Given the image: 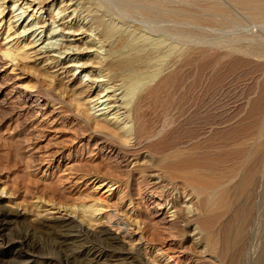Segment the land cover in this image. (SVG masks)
I'll use <instances>...</instances> for the list:
<instances>
[{
    "label": "bare ground",
    "instance_id": "obj_1",
    "mask_svg": "<svg viewBox=\"0 0 264 264\" xmlns=\"http://www.w3.org/2000/svg\"><path fill=\"white\" fill-rule=\"evenodd\" d=\"M236 15L264 26V0H0V72L31 75L30 65L43 73L40 89L4 104L26 114L42 99L41 115L58 105L59 119L71 115L108 154L95 164L94 148L90 163L65 156L62 143L50 153L57 164L83 166L61 173L85 182L88 202L47 201L46 187V198L38 190L28 204L15 203L1 184L0 247L9 264H25L40 233L55 264H264V116L245 139L227 132L229 118L196 130L183 112L185 50L206 32L233 29ZM237 36L210 46L264 61L262 40ZM53 89L72 99L55 103ZM13 220L25 221L26 233L2 238Z\"/></svg>",
    "mask_w": 264,
    "mask_h": 264
},
{
    "label": "rangeland",
    "instance_id": "obj_2",
    "mask_svg": "<svg viewBox=\"0 0 264 264\" xmlns=\"http://www.w3.org/2000/svg\"><path fill=\"white\" fill-rule=\"evenodd\" d=\"M236 17L239 20V24L234 28L232 27L233 29L230 28L229 29L230 32L228 30H227L228 32L220 31L221 32L220 35H219V30H215L216 32L215 31L209 33L206 32L207 35L198 37L197 43L198 42L200 43H198L199 45H197V47H195L194 45H192V47H188V48L186 47L187 49L185 50L184 53L185 56L184 63H185V59L186 58L188 59V57H190V60L189 59L188 60L193 61L192 62L193 65L190 62H188V60L186 59L187 60L186 63L189 64L188 65L184 64L183 67L185 69L183 70L182 73L184 74L182 75V79H183V83H186L185 93L186 95L188 94L186 96L188 100V101L186 100V103L189 104L184 107L183 112L187 117L186 122L191 123L192 129L195 126L197 128H200L202 127L201 125H204L205 122H209L210 120L213 121L217 119L216 122L218 124H221L224 119L228 120L229 118V121L232 122L231 123L229 122L230 124H228L226 130L230 129V126H232V130L231 129H230L231 131L227 130V132L229 131V133L232 136L237 130V132H243L242 134L244 135L245 139H249L256 130L257 127L256 125H258V122H260V120L264 116V61H262L263 60L262 58L261 60L260 59L257 60L258 58H252V57L250 58L245 55H242L241 53L238 54L232 52L230 54L226 51L225 48H220L221 45L219 46L216 45V47L210 46L211 43H213V41H216L215 39H217L218 42L223 43L226 38L227 40H231V38L232 39H234V37L236 38L237 35L241 36L244 34L254 35L264 42L263 25L260 24L259 26L256 23L254 25V23H251L249 21L247 22V20L245 19H240L238 15H236ZM225 34H227L226 37ZM211 40L212 42L210 43L209 41ZM207 42L209 43V45ZM188 50L190 51L187 52ZM225 54H227L228 56ZM28 67L30 72L34 71L33 74L31 72V75L29 73L25 76H20L17 75L18 71H16V73L11 76V75H5L7 71L0 72V187H2V185L5 184L4 186H6L8 191L9 190L11 191V192L9 191V193H12V196L15 197L13 198L11 196V200L15 199L13 201L15 203L16 202L19 203L20 201L21 204H25L27 202L29 203V201H31L35 196L38 197L40 195L39 197H41V195L43 194L45 195V192L43 191L44 193H42L41 189L45 190L46 187L49 190V191L47 189H46L47 191L45 190L47 198L46 195L44 196V198H46L47 201L53 199L55 200V203L57 202V204L59 205L64 204L66 206L69 204L70 205L75 204L82 197L81 199L82 201L88 202V200L90 199L87 193L89 191V188L86 189L84 187L85 182L81 181L82 183H80L78 180L79 182L78 183L77 179L79 177L75 176L73 178L74 175L67 176V175H62L64 173H61L64 170L65 165L69 164L70 166L73 165L74 163L78 164L77 159H74V161L73 159H71L70 161L68 159H65L64 161L63 160L60 161L61 163L57 164L58 159H52L50 153L52 154L54 151H56V148L61 147V145L63 144L62 147L64 149L65 156L67 153H71V155H73L74 158L83 155L82 157L84 158V160H87L90 163L93 162V158L91 157L93 156V154H96L95 158H97V160L94 162L95 164L96 162L99 163L100 160L102 159L99 156L102 155L101 157H103L104 159L106 158V156L108 157V154H106L104 151H102L103 153H101V151L100 152L97 151V149H99L98 148L99 145H95L98 144L97 143L98 141H95L96 138L94 140H90L88 136L87 137L85 136V134L82 135L83 132L81 131V128L78 126L76 122L73 121L71 115H68L69 117L67 116V114L69 113L66 114L67 116L66 118L65 116H63L59 119L58 105L55 106V108H52L54 106L51 105V107L47 108L48 109L47 114L41 115V113L43 112L38 111V109L40 108L39 106L35 105V104L37 105L44 104L42 99H40L38 103H34V106L36 107L33 106L31 107L32 109L30 108L29 110H27L29 113H26L27 114L26 115L24 113L20 114L14 108L15 106L14 102L11 103L10 106L4 104L5 100L6 101L10 100L12 102L16 100L17 96L25 95L27 93V91H25L27 88L30 87H35L37 89L41 88L40 82L38 80L41 81V78L43 79L42 76L43 73L39 69L33 70L32 69L33 67L30 65ZM37 70H39L42 74L40 73L39 75L38 73V75L36 76L35 74L37 73ZM185 80L186 81L189 80V81L186 82ZM8 82L10 83L8 84ZM60 84L62 87L64 86L62 82L54 83V85L52 84V86H54L53 88L60 89L62 88L61 86H59ZM38 85L40 88H38ZM16 86L18 87L16 88ZM19 86H21L22 89L19 88ZM12 88H15V90ZM51 93L52 94L50 95L54 99H56V101H54L55 103H57V101L65 102L66 100L72 99L73 96L67 93L63 97L61 91H57L54 89ZM60 95L62 97H60ZM30 99L34 100V95H32ZM54 102L53 105L55 104ZM52 109L55 110L54 114H53L54 111H52ZM33 111L37 115L34 116L33 114L30 115L31 112ZM62 112H69L68 108L65 107L64 105ZM29 115L30 117L31 116L32 117L30 118ZM37 116L38 118H36ZM230 118H232L233 120ZM234 119L238 121L236 122L234 121ZM193 122H195L196 124H194ZM190 123L188 124L189 128H191ZM32 124L33 126H35V129L30 128ZM242 125L244 127H242ZM246 132L248 134H246ZM86 142H88V144ZM81 146L82 149L79 148ZM93 148L95 150L91 152V149L93 150ZM90 152L92 156L91 154L88 155ZM44 154L45 155L48 154L49 157L45 159L42 158ZM77 164L76 166L79 167L80 164L78 165ZM57 167H60V170H58L59 172H56ZM84 167L86 166L84 165ZM80 169H83L82 165L81 167H79L78 170ZM81 173H83V170L81 172L79 171V174ZM60 174L62 176H60ZM58 176H59V180H57ZM63 176H67V178L60 180V177ZM26 186L28 188H26ZM49 186L51 187L49 188ZM24 188L27 189L28 191L25 190ZM36 192H38L39 195ZM33 195L35 196L33 197ZM82 195L83 196L86 195L84 196V198L89 197V199L85 198V200H83L84 198ZM48 196H51L52 199ZM3 199L5 202L8 200V197L3 196ZM82 201H78V204ZM4 202H2V205H4ZM25 225L26 223L25 221L23 222V220L11 221L10 224L6 225V229L3 233L4 236L2 238H5L6 236L9 235L26 233L27 228ZM46 238L47 237L42 236L41 233L36 235L34 238L33 237L31 238L33 247H31L28 250V255H30V259L25 264H42L44 262L45 264L46 263L55 264L56 260L54 256L49 255L51 253L49 252V250L50 251L52 250L51 242L49 239L47 240ZM2 250H4L3 247H0V264H9V262H7L8 259H6L4 255L1 253ZM14 250L15 249L13 248L12 251L13 253H11L13 256L14 254L15 255L17 254L15 253ZM3 252L8 254L6 250ZM76 264H80V263L76 262Z\"/></svg>",
    "mask_w": 264,
    "mask_h": 264
}]
</instances>
